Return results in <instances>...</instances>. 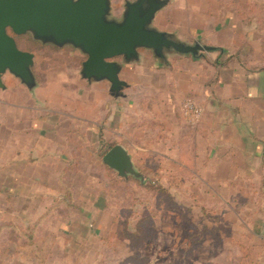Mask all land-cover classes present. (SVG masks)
<instances>
[{"label":"crops","instance_id":"crops-1","mask_svg":"<svg viewBox=\"0 0 264 264\" xmlns=\"http://www.w3.org/2000/svg\"><path fill=\"white\" fill-rule=\"evenodd\" d=\"M126 1L134 0H112V18L122 19ZM166 1L152 26L187 45L199 43L214 49L202 53L200 59L177 53L178 65L171 62V52L160 60L148 49L140 50L139 60L130 64L117 59L122 64L120 79L128 84L123 97L111 95L108 81L82 77L77 116H70L69 93L64 89L68 81L48 77L46 69L40 71L39 81L36 49L62 52L71 48L69 54L80 56L83 64L87 57L72 46L59 48L34 40L37 45L30 53L35 55L37 85L33 89L10 72L2 76V227L18 232L33 229L30 225L40 223L42 216L64 207L67 187L63 184L67 183L70 144L74 142L79 143V150L90 151L101 141L122 145L136 165L127 143L149 131V113L154 108L149 99L155 90L156 106L164 114L161 123L175 128L171 134L177 144L184 133L176 116L183 97L204 107L201 123L189 130L187 160L177 152L174 164L188 170L190 191L206 199L205 213L212 224L207 230L213 245L264 247V42L256 19L241 17L235 10L255 5V0ZM151 55L163 64L156 71L159 80L155 84L147 77L154 68L148 63ZM145 81L141 86L150 98L134 100L136 84ZM72 120L76 126L70 127ZM91 145L95 148L90 149Z\"/></svg>","mask_w":264,"mask_h":264},{"label":"rangeland","instance_id":"rangeland-1","mask_svg":"<svg viewBox=\"0 0 264 264\" xmlns=\"http://www.w3.org/2000/svg\"><path fill=\"white\" fill-rule=\"evenodd\" d=\"M255 3L235 10L241 17L256 19L264 42V0ZM36 51L39 81L44 69L48 77L68 81L64 89L69 93V114L77 116L76 105L83 91L80 56L69 54L71 48L62 52ZM175 57L177 53H169L171 62L178 65ZM150 58L148 63L152 62L154 68L147 77L155 84L159 80L156 71L163 64L152 55ZM144 83L147 82L136 84L133 94L134 100L139 96L152 98L150 128L138 135L137 141L127 143L144 182L120 178L103 163L110 143L93 144L97 147L94 151L79 150L77 142L70 144L72 160L67 183L63 184L67 187L63 190L64 207L42 216L40 223L31 224L33 229L26 231L4 228L0 223V264H264V247L213 245L212 233L207 230L212 229V224L205 213L206 199L190 191L188 170L174 164L177 152L187 160L189 130L203 118L195 125L189 124L182 117V104L188 100L200 104L183 97L176 116L184 133L177 144L171 134L175 128L161 123L164 114L156 106L158 94L154 90L148 97L145 86H141ZM73 125L76 122L72 120L70 127ZM146 147L148 151L141 150Z\"/></svg>","mask_w":264,"mask_h":264},{"label":"water","instance_id":"water-1","mask_svg":"<svg viewBox=\"0 0 264 264\" xmlns=\"http://www.w3.org/2000/svg\"><path fill=\"white\" fill-rule=\"evenodd\" d=\"M166 0L126 1L121 20L112 18V0H0V87L2 76L10 72L29 89L37 85L33 72L35 55L19 49L15 38L31 34L35 41L62 48L72 46L87 59L81 76L88 81H108L110 93L123 97L128 84L120 79L122 58L130 64L139 60V51L151 50L160 60L168 52L198 56L214 48L199 43L187 45L152 26ZM103 163L120 178L144 182L131 154L116 145Z\"/></svg>","mask_w":264,"mask_h":264},{"label":"built area","instance_id":"built-area-1","mask_svg":"<svg viewBox=\"0 0 264 264\" xmlns=\"http://www.w3.org/2000/svg\"><path fill=\"white\" fill-rule=\"evenodd\" d=\"M181 112L186 122L195 125L202 118L204 110L196 102L188 100L182 104Z\"/></svg>","mask_w":264,"mask_h":264},{"label":"trees","instance_id":"trees-1","mask_svg":"<svg viewBox=\"0 0 264 264\" xmlns=\"http://www.w3.org/2000/svg\"><path fill=\"white\" fill-rule=\"evenodd\" d=\"M9 34L12 35L19 47L20 50L26 51V52H33V50L36 48L37 43L34 41L33 37L31 34H26L23 36H16L13 34V32L9 29L8 30ZM194 59H200L203 57V54H199L198 56H192ZM115 144L110 145V149L114 146ZM123 181H126L122 179Z\"/></svg>","mask_w":264,"mask_h":264}]
</instances>
